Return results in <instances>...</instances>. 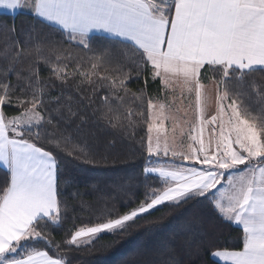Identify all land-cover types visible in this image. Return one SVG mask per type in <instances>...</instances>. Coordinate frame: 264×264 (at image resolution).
Here are the masks:
<instances>
[{
  "label": "snow or ice",
  "instance_id": "1",
  "mask_svg": "<svg viewBox=\"0 0 264 264\" xmlns=\"http://www.w3.org/2000/svg\"><path fill=\"white\" fill-rule=\"evenodd\" d=\"M22 9L59 33L61 39L48 48L58 62L50 65L57 79L66 82L79 72L80 83L94 93L106 89L100 111L113 128L131 131L133 117L144 120L143 172L162 183L160 189L149 187L138 207L115 218L102 214V222L76 227L62 243L81 248L166 202L205 199L241 229L242 246H210V257L222 264H264V82L254 78L264 73V0H0L4 14ZM94 33L105 34L110 44L94 48ZM35 50H43L41 42ZM25 55L18 39L0 48L8 62L0 81V170L6 173L0 186V264H70L49 230L61 228L67 216L60 164L53 151L39 146L46 140L60 149L67 138L47 132V83L37 69L16 72ZM82 64L87 70L80 71ZM128 65L150 67L163 99L131 92ZM17 89L25 98L14 99ZM5 107L18 112L9 115ZM38 242L46 247L33 246Z\"/></svg>",
  "mask_w": 264,
  "mask_h": 264
},
{
  "label": "trees",
  "instance_id": "2",
  "mask_svg": "<svg viewBox=\"0 0 264 264\" xmlns=\"http://www.w3.org/2000/svg\"><path fill=\"white\" fill-rule=\"evenodd\" d=\"M15 39L27 53L15 66L16 72L25 75L29 68L35 67L40 80L47 83L44 108L52 115L47 132L67 138L61 141L60 149H54L46 140L39 146L53 151L60 164L61 193L67 204V216L61 228L49 226V230L61 242L60 251L70 264H222L210 257V246L213 250L242 246L238 240L241 229L226 222L208 200L195 199L180 204L166 202L139 215L122 231L104 233L81 248H67L62 242L76 227L102 222L97 219L102 214L111 213L115 218L138 207L145 202L147 189H160L162 183L155 174L146 176L143 172L148 135L144 120L133 117L135 125L131 131L111 127L100 111V97L107 94L106 89L97 88L94 93L92 86L80 83L79 72L66 82L53 74L50 65L58 62L48 52L49 42L61 39L54 28L40 24L33 14L0 13V48ZM38 41L43 48L40 53L35 50ZM109 44L105 35H92L94 48ZM64 47L80 52L75 45ZM45 59L50 63L45 64ZM7 63L0 58V81L4 80L2 70ZM87 67L82 64L80 71ZM74 68L73 61L67 71ZM129 69L132 78L127 87L131 92L143 90L151 98L161 94V82L153 79L150 67L141 71L128 65L125 71ZM254 78L264 82V73L257 72ZM7 79L17 83L15 75L9 74ZM25 95L17 89L14 99L16 96L23 99ZM131 106L140 111L137 105ZM5 111L12 115L18 109L5 107ZM5 178L6 173L0 170V186L4 185ZM33 246L46 247L42 242ZM48 251L54 254L51 249Z\"/></svg>",
  "mask_w": 264,
  "mask_h": 264
},
{
  "label": "rangeland",
  "instance_id": "3",
  "mask_svg": "<svg viewBox=\"0 0 264 264\" xmlns=\"http://www.w3.org/2000/svg\"><path fill=\"white\" fill-rule=\"evenodd\" d=\"M163 96H164V91H162L161 92V94H159V95H155L154 97H153V99H156V98H161V99H163ZM191 115V114H190ZM168 126L169 127H171V125H170V123L168 124ZM163 162V161H162ZM185 164H186V166H191V165H189L188 164V162H185ZM154 209V208H153ZM152 210V209H151ZM150 211V210H149ZM107 233V232H106ZM102 234H104V233H102ZM102 234H100V235H102ZM216 261H219L218 260V258H214ZM222 263V262H221Z\"/></svg>",
  "mask_w": 264,
  "mask_h": 264
},
{
  "label": "crops",
  "instance_id": "4",
  "mask_svg": "<svg viewBox=\"0 0 264 264\" xmlns=\"http://www.w3.org/2000/svg\"><path fill=\"white\" fill-rule=\"evenodd\" d=\"M19 12H25V13H28V14H32L31 13V11L29 10V9H22V10H20V11H18L17 13H19ZM0 13H3V12H0ZM16 13V14H17ZM16 14H14V15H16ZM11 15H13V14H11ZM94 34H98V35H105V34H103V33H94ZM93 34V35H94ZM106 36V35H105ZM203 71V70H202ZM205 84H208V81H203ZM187 103V102H186ZM220 262V261H219ZM221 263V262H220Z\"/></svg>",
  "mask_w": 264,
  "mask_h": 264
}]
</instances>
